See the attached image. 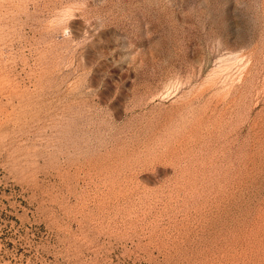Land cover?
Segmentation results:
<instances>
[{
    "label": "rangeland",
    "instance_id": "rangeland-1",
    "mask_svg": "<svg viewBox=\"0 0 264 264\" xmlns=\"http://www.w3.org/2000/svg\"><path fill=\"white\" fill-rule=\"evenodd\" d=\"M0 264H264V0H0Z\"/></svg>",
    "mask_w": 264,
    "mask_h": 264
}]
</instances>
